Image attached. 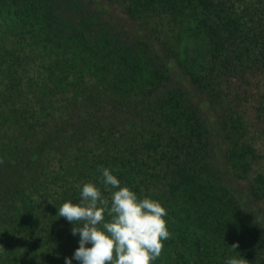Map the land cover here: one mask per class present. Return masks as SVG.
<instances>
[{
	"label": "trees",
	"instance_id": "16d2710c",
	"mask_svg": "<svg viewBox=\"0 0 264 264\" xmlns=\"http://www.w3.org/2000/svg\"><path fill=\"white\" fill-rule=\"evenodd\" d=\"M0 159V264L72 258L101 167L166 208L153 264H264V0H0Z\"/></svg>",
	"mask_w": 264,
	"mask_h": 264
},
{
	"label": "clouds",
	"instance_id": "9594fccd",
	"mask_svg": "<svg viewBox=\"0 0 264 264\" xmlns=\"http://www.w3.org/2000/svg\"><path fill=\"white\" fill-rule=\"evenodd\" d=\"M99 171L100 184L115 189L110 199L96 183L87 182L79 203L69 200L58 209V217L73 223L72 234L80 237L79 247L72 258H65V264H72L73 258L80 264H153L162 252L163 241L171 236L166 208L158 200L140 198L130 187L121 186L109 168ZM230 247L236 251L238 242ZM225 264H246V259L231 257Z\"/></svg>",
	"mask_w": 264,
	"mask_h": 264
},
{
	"label": "rangeland",
	"instance_id": "374dc122",
	"mask_svg": "<svg viewBox=\"0 0 264 264\" xmlns=\"http://www.w3.org/2000/svg\"><path fill=\"white\" fill-rule=\"evenodd\" d=\"M182 50V59L192 62L197 57V46L192 41H186Z\"/></svg>",
	"mask_w": 264,
	"mask_h": 264
}]
</instances>
